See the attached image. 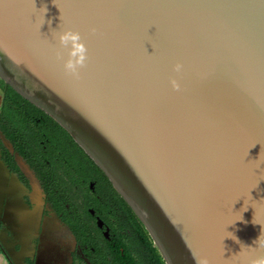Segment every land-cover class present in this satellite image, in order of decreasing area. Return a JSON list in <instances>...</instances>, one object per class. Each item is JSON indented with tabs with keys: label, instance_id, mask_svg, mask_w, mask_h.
<instances>
[{
	"label": "water",
	"instance_id": "obj_1",
	"mask_svg": "<svg viewBox=\"0 0 264 264\" xmlns=\"http://www.w3.org/2000/svg\"><path fill=\"white\" fill-rule=\"evenodd\" d=\"M65 28L86 46L76 76ZM0 79L71 136L165 264L264 256V0H0Z\"/></svg>",
	"mask_w": 264,
	"mask_h": 264
},
{
	"label": "flooded vegetation",
	"instance_id": "obj_2",
	"mask_svg": "<svg viewBox=\"0 0 264 264\" xmlns=\"http://www.w3.org/2000/svg\"><path fill=\"white\" fill-rule=\"evenodd\" d=\"M4 106L0 87V120ZM3 123L8 130L0 135L10 146L0 138V253L9 263L143 264L140 233L98 211L94 180L66 172L44 120Z\"/></svg>",
	"mask_w": 264,
	"mask_h": 264
},
{
	"label": "trees",
	"instance_id": "obj_3",
	"mask_svg": "<svg viewBox=\"0 0 264 264\" xmlns=\"http://www.w3.org/2000/svg\"><path fill=\"white\" fill-rule=\"evenodd\" d=\"M0 87L3 88L4 107L6 109L3 118L0 120V129L7 133L8 125L1 124V121L10 125L17 123L20 118L31 119L34 123L38 119L44 120L48 129L47 137L52 147L63 153L61 157L63 166L68 163V166L66 165V172L71 174V176L78 173L85 176V178L94 180V191L99 195V199H101L100 202H94L93 204L97 207L98 211L106 217H112L122 229L131 228L136 233H140L139 241L138 239L136 240L135 246L139 249L137 254L143 264H165L147 230L133 213L132 209L114 190L106 176L74 142L71 136L51 117L22 98L1 79ZM68 152H72V160L67 159L66 154Z\"/></svg>",
	"mask_w": 264,
	"mask_h": 264
},
{
	"label": "clouds",
	"instance_id": "obj_4",
	"mask_svg": "<svg viewBox=\"0 0 264 264\" xmlns=\"http://www.w3.org/2000/svg\"><path fill=\"white\" fill-rule=\"evenodd\" d=\"M53 38L57 40L61 46H67V56L63 59V69L66 73L76 76L78 74V68L83 65L86 56V46L81 39L80 32L71 28H65L58 31ZM172 67L175 72H180L182 70V65L180 63H176ZM169 83L173 89L180 87L179 82L174 78L170 79ZM253 243L264 246V238L258 236ZM194 260L195 264H209V260L205 256L194 255ZM250 264H264V256L253 258Z\"/></svg>",
	"mask_w": 264,
	"mask_h": 264
},
{
	"label": "crops",
	"instance_id": "obj_5",
	"mask_svg": "<svg viewBox=\"0 0 264 264\" xmlns=\"http://www.w3.org/2000/svg\"><path fill=\"white\" fill-rule=\"evenodd\" d=\"M0 264H9L7 261H6V259H5V257L0 253Z\"/></svg>",
	"mask_w": 264,
	"mask_h": 264
}]
</instances>
